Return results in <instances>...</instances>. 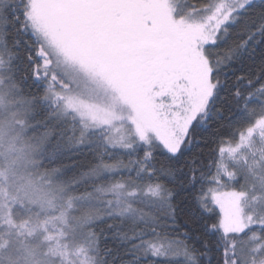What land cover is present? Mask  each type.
<instances>
[{
    "label": "snow or ice",
    "instance_id": "6c2138e0",
    "mask_svg": "<svg viewBox=\"0 0 264 264\" xmlns=\"http://www.w3.org/2000/svg\"><path fill=\"white\" fill-rule=\"evenodd\" d=\"M0 264H264V0H0Z\"/></svg>",
    "mask_w": 264,
    "mask_h": 264
},
{
    "label": "trees",
    "instance_id": "16d2710c",
    "mask_svg": "<svg viewBox=\"0 0 264 264\" xmlns=\"http://www.w3.org/2000/svg\"><path fill=\"white\" fill-rule=\"evenodd\" d=\"M193 2H195V0H193Z\"/></svg>",
    "mask_w": 264,
    "mask_h": 264
}]
</instances>
